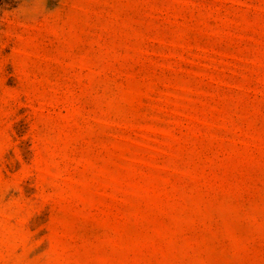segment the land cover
I'll use <instances>...</instances> for the list:
<instances>
[{
    "label": "rangeland",
    "instance_id": "1",
    "mask_svg": "<svg viewBox=\"0 0 264 264\" xmlns=\"http://www.w3.org/2000/svg\"><path fill=\"white\" fill-rule=\"evenodd\" d=\"M0 264H264V0H0Z\"/></svg>",
    "mask_w": 264,
    "mask_h": 264
}]
</instances>
